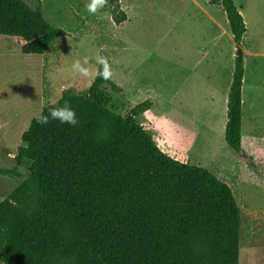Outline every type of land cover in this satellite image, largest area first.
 <instances>
[{"label": "trees", "instance_id": "obj_1", "mask_svg": "<svg viewBox=\"0 0 264 264\" xmlns=\"http://www.w3.org/2000/svg\"><path fill=\"white\" fill-rule=\"evenodd\" d=\"M211 3L224 8L239 46L247 27L234 0ZM106 6L115 23L127 19L121 0ZM60 33L41 4L0 0V34L15 37L23 53L44 54ZM243 82L238 47L225 127L236 152ZM106 86L121 90L98 74L85 93L64 91L40 115L69 104L77 125L35 117L22 134L14 158L28 173L0 201V264H238L241 215L230 185L157 144L137 122L150 100L119 113ZM0 173L22 176L18 167Z\"/></svg>", "mask_w": 264, "mask_h": 264}, {"label": "rangeland", "instance_id": "obj_2", "mask_svg": "<svg viewBox=\"0 0 264 264\" xmlns=\"http://www.w3.org/2000/svg\"><path fill=\"white\" fill-rule=\"evenodd\" d=\"M41 4L61 33L44 54H25L15 37L0 47V201L23 180L14 158L22 134L64 91L85 93L108 59L114 92L109 107L125 113L150 100L137 117L167 153L213 172L230 185L240 208L238 264H264V0H234L247 31L238 46L224 8L211 0H121L120 24L106 4L90 0H24ZM240 47L244 52L240 152L225 140L227 100ZM87 56L90 75L73 71ZM178 157V156H177Z\"/></svg>", "mask_w": 264, "mask_h": 264}, {"label": "clouds", "instance_id": "obj_3", "mask_svg": "<svg viewBox=\"0 0 264 264\" xmlns=\"http://www.w3.org/2000/svg\"><path fill=\"white\" fill-rule=\"evenodd\" d=\"M106 2L107 0H90V2L87 4V10L89 13L94 14L98 8L104 7ZM88 61L89 58L87 56L83 58V61L80 59H75L72 63L73 71L79 72L84 76L90 75V69L84 66L88 64ZM96 62L102 65V68L99 72L100 78L103 80L110 79L113 73L108 63V59L101 56ZM49 118L52 120H58L61 124L67 123L72 126H75L79 123L75 110L69 104L52 108L49 110V115L37 116L36 120L39 124L47 125L49 123Z\"/></svg>", "mask_w": 264, "mask_h": 264}, {"label": "crops", "instance_id": "obj_4", "mask_svg": "<svg viewBox=\"0 0 264 264\" xmlns=\"http://www.w3.org/2000/svg\"><path fill=\"white\" fill-rule=\"evenodd\" d=\"M245 20V19H244ZM246 23V22H245ZM247 27V26H246ZM6 42H5V40L2 38V37H0V47H2L4 44H5ZM171 156H173V157H175V158H177V159H179V155H173L172 153H169ZM178 156V157H177ZM181 160V159H180ZM182 161V160H181Z\"/></svg>", "mask_w": 264, "mask_h": 264}]
</instances>
